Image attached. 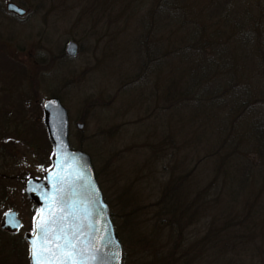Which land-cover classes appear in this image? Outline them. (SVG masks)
<instances>
[{
    "label": "rangeland",
    "instance_id": "rangeland-1",
    "mask_svg": "<svg viewBox=\"0 0 264 264\" xmlns=\"http://www.w3.org/2000/svg\"><path fill=\"white\" fill-rule=\"evenodd\" d=\"M213 1L0 0V220L10 204L17 206L19 218L27 224L35 216L24 183L28 177H40L50 166L52 147L40 105L44 98L56 96L67 111L71 147L90 156L95 174L99 172L96 177L103 199L108 206L111 203L110 213L114 209L118 215L115 221L122 229L116 234L123 249L122 264H140L138 257L146 264H158L151 254L155 243L141 252L135 251L137 240L132 234L129 236L122 222L128 205L123 199L128 194L136 204L154 202L171 164L176 167L175 172L189 171L187 185L191 189L202 188L216 177L218 182H214L223 184L222 195L214 202L210 200L206 210L199 213L202 220L189 226L186 234L190 238L204 231L205 219L208 225L214 220L220 226L231 217L233 234L238 231L251 235L247 251H242L243 260L253 264L252 260L264 255L250 252L259 251L258 247L264 250V152L257 153V143L250 139V126L255 120L264 123V69H255L256 58L245 61V69H250L245 72L246 81L254 84L249 105L254 102L256 109L238 117L231 135L238 141L231 144L232 157L226 163L229 174L215 176L211 161H203L192 169L195 155L200 152L197 149L214 146L213 122L206 145L191 142L203 127L197 121L188 126L187 117L182 118L181 112L167 110L160 90H154L156 86L160 89V81L156 85L152 80L155 71L152 73L149 66L144 68L151 46L155 50L153 45L164 46L185 33L186 28L179 23L183 19L187 18L186 25L191 21L210 28L225 8H230L223 16L228 23L247 18L251 29L255 22L261 25L263 30L254 32L249 39V50L258 57L256 50L264 48V0H227L229 5L224 7L222 3L210 6ZM9 2L24 11L9 12ZM161 8L168 17L165 13L158 15ZM204 8H209V12L205 13ZM242 8L248 14H240ZM253 13L258 16L250 17ZM173 16L175 22L169 25L168 18ZM221 18L219 15L217 19ZM70 41L77 44L75 56L65 54ZM169 68L171 65L164 64L162 78L168 75ZM168 131L177 142L172 149L162 138ZM150 139L156 144L163 140L160 158L145 145ZM196 191L188 192L189 197ZM148 209L141 214L143 223L136 227L138 231L147 229ZM131 231L137 233L134 228ZM155 237L157 240L159 234ZM192 243L190 240L188 245ZM156 253L161 254V249ZM209 258L192 264H211ZM5 264L11 261L7 259Z\"/></svg>",
    "mask_w": 264,
    "mask_h": 264
},
{
    "label": "trees",
    "instance_id": "trees-1",
    "mask_svg": "<svg viewBox=\"0 0 264 264\" xmlns=\"http://www.w3.org/2000/svg\"><path fill=\"white\" fill-rule=\"evenodd\" d=\"M217 3H222V7L229 5L227 0H215L210 6H215ZM205 8V13H208L209 8ZM162 10L163 8L159 9L158 15L165 13L164 15L168 17V14L163 13L164 10ZM229 10L230 8H225L221 14H217L215 24L210 28L191 21H187L188 25H186L187 18L183 16L186 20L183 19L179 23L180 27L186 28L185 33L181 32L179 39L167 41L164 46L153 45L155 50L151 49V46L149 48L151 51L147 53V61L144 62V68L149 66L152 73L155 71L156 77H152L153 82H157L156 85H158L160 81V89L156 86L154 90H160L159 93L166 102L165 108L181 112L182 118L187 117L185 120L188 126L197 121L198 126L203 127V130L196 131L191 142L193 140L194 144L206 145L205 141H208V137L212 135L213 122L215 143L211 145L214 146L197 149L200 152L195 155L192 169L199 167L203 161H211L215 167V176L218 173L229 174L226 163L232 157L229 152L231 144L238 141L235 136H231L234 134V127L238 125V117L243 116L244 113H253L256 109L254 102L249 105L253 95L251 86L254 84L246 81L245 72L247 73L250 69H245V61L249 57L256 58L257 61L253 60L256 62L255 69L259 71L264 69V48L255 49L258 57L249 50L252 44L249 40L250 36L256 31L261 32L263 30L261 25L258 26L255 22L251 29V21L247 18L235 19L228 23L223 16H226ZM239 12L248 14L244 8ZM233 13L238 17L237 11L233 10ZM219 15H222L220 20L217 19ZM249 15L250 17L258 16L256 13ZM168 19H170L169 25L175 22L174 16ZM232 28H234L233 31ZM166 63L171 65V68L168 69V75L162 78L161 74ZM148 74L151 73L148 72ZM251 76L248 75L252 79ZM139 79H134V84H137ZM257 100H259L258 97ZM250 132L252 134L250 139L257 143L256 152L259 154L262 150L264 152V123L255 120L250 126ZM162 138L171 149L172 146L177 147L175 136L169 131L164 133ZM162 141L156 144L150 139V143L145 145L149 146L152 155L159 157L162 155ZM162 148L164 149L163 145ZM169 169L167 178L160 184L158 198L149 205L133 203L135 202L133 196L124 193L127 194L123 199H126L124 204L128 203V205L122 222L125 224V230L129 231V236L132 234L137 240L133 245L135 251L141 252L145 246L150 247L155 243L151 254L155 256V263L158 264H192L198 259L203 260L204 257H211L209 258L211 264H248L241 256L242 251H247L246 245L249 244L248 239L251 235L245 236V233L238 231L233 234L231 217L220 226L214 220L208 225L205 219L203 222L206 225L201 234L191 238L188 233L186 234L192 222L202 220L198 215L202 209L206 210L210 200L214 202L222 195L223 184L217 185L216 177L202 188L195 187L197 191L189 197L188 192L194 190L187 185L190 179L189 171L175 172L174 164H171ZM96 175L99 176V172ZM147 207L150 209H148L149 215L145 218L146 220L144 219L148 222L147 229L145 230L144 227L143 230L138 231L136 227L143 223L141 214ZM111 211L115 230L120 233L122 227L117 226L115 221L118 215L114 209ZM133 228L137 230V233H132ZM157 233L159 237L156 240ZM160 237L162 242L157 246L156 243ZM190 240H193V243L188 245ZM160 249L161 254H158L159 252L155 254V250L157 252ZM256 249L259 251L252 250L251 255H256L257 252L264 253L262 248ZM137 260L140 264H146L141 257ZM252 262L264 264V255L258 256Z\"/></svg>",
    "mask_w": 264,
    "mask_h": 264
},
{
    "label": "water",
    "instance_id": "water-1",
    "mask_svg": "<svg viewBox=\"0 0 264 264\" xmlns=\"http://www.w3.org/2000/svg\"><path fill=\"white\" fill-rule=\"evenodd\" d=\"M7 9L16 13L23 10L9 2ZM68 56H75L77 44L70 41L65 46ZM43 122L52 145L51 166L41 178L29 177L24 191L39 210L35 217L36 227L46 225L49 235L77 233L74 243L82 255L75 259L80 264H122L123 249L111 220L108 204L104 201L97 182L90 156L69 143V120L67 111L56 96L42 101ZM81 127V125H78ZM7 214V216H6ZM4 220L19 222L15 213H6ZM34 223V221H33ZM82 225V229L81 226ZM29 247L38 236L26 235ZM73 264L63 254H58L53 264ZM30 262L34 261L30 255Z\"/></svg>",
    "mask_w": 264,
    "mask_h": 264
},
{
    "label": "snow or ice",
    "instance_id": "snow-or-ice-1",
    "mask_svg": "<svg viewBox=\"0 0 264 264\" xmlns=\"http://www.w3.org/2000/svg\"><path fill=\"white\" fill-rule=\"evenodd\" d=\"M38 218L39 216L33 218V231L39 240H34L29 249L34 264H53L54 258L58 254H63L68 259H72L73 264H80V261L75 259L82 255V252L78 249V242L74 243L77 233H69L68 231L61 233L57 230L49 235V229L46 225L36 227L35 222ZM10 223L13 227L20 226L18 223L11 221ZM80 227L82 229V225ZM61 264H65V262L61 261Z\"/></svg>",
    "mask_w": 264,
    "mask_h": 264
},
{
    "label": "flooded vegetation",
    "instance_id": "flooded-vegetation-1",
    "mask_svg": "<svg viewBox=\"0 0 264 264\" xmlns=\"http://www.w3.org/2000/svg\"><path fill=\"white\" fill-rule=\"evenodd\" d=\"M4 200H7L6 197ZM28 201L31 205L30 207H32V213H36L38 208L32 201ZM8 203H10L9 199ZM7 212H14L17 218H19L17 206L13 204L8 205L7 210L3 213L0 220V264H5L7 259L11 261V264H24V261L26 264H30L29 245L26 241V235L32 233L33 221L30 220L27 224L19 218L21 220L20 226L13 227L10 221L17 223L15 220H4ZM2 238L5 240L2 241ZM18 255L21 256V259Z\"/></svg>",
    "mask_w": 264,
    "mask_h": 264
}]
</instances>
